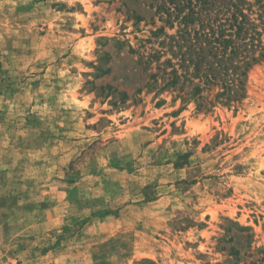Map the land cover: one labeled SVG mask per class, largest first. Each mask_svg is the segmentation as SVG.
Segmentation results:
<instances>
[{
    "label": "rangeland",
    "instance_id": "rangeland-1",
    "mask_svg": "<svg viewBox=\"0 0 264 264\" xmlns=\"http://www.w3.org/2000/svg\"><path fill=\"white\" fill-rule=\"evenodd\" d=\"M226 1L0 0V264H264V62L207 112L165 62Z\"/></svg>",
    "mask_w": 264,
    "mask_h": 264
},
{
    "label": "trees",
    "instance_id": "trees-1",
    "mask_svg": "<svg viewBox=\"0 0 264 264\" xmlns=\"http://www.w3.org/2000/svg\"><path fill=\"white\" fill-rule=\"evenodd\" d=\"M208 25L192 31L175 63L165 61L172 66L168 79L181 83L180 89L190 87L199 112L239 103L246 96L249 71L264 62V0L219 3Z\"/></svg>",
    "mask_w": 264,
    "mask_h": 264
}]
</instances>
